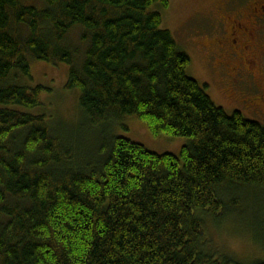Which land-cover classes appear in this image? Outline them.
Segmentation results:
<instances>
[{
    "label": "trees",
    "instance_id": "16d2710c",
    "mask_svg": "<svg viewBox=\"0 0 264 264\" xmlns=\"http://www.w3.org/2000/svg\"><path fill=\"white\" fill-rule=\"evenodd\" d=\"M169 8L0 0V264H264L260 248L262 258L231 256L208 233L246 219L264 236L246 195L264 192V126L228 115L189 77L190 57L163 29ZM35 63L68 66L65 90L101 128L84 157L76 127L42 112L50 90L30 88ZM125 118L189 144L153 154L114 136Z\"/></svg>",
    "mask_w": 264,
    "mask_h": 264
},
{
    "label": "rangeland",
    "instance_id": "374dc122",
    "mask_svg": "<svg viewBox=\"0 0 264 264\" xmlns=\"http://www.w3.org/2000/svg\"><path fill=\"white\" fill-rule=\"evenodd\" d=\"M168 1L170 2L169 10L161 11L163 29L171 32L179 48L190 57L189 77L196 80L201 87L208 86L209 97L215 105L222 108L228 115L240 112L247 121L257 122L264 126V100H261L262 102L257 100L259 97L264 98V70L259 71L262 68H255L254 73L256 72V74L253 76L258 81L255 87L251 84L253 76L245 74L242 78L244 83L241 84V88L244 92H248L252 99H255H253L254 104L232 100L227 91L229 83H225L216 64L215 67L209 66L208 46L204 48L213 40V36L211 37L206 25H210L217 9H234L233 11L237 9L240 11L249 6L251 0ZM255 50H257L255 53H262L264 47H258ZM214 52L216 53V51ZM68 71L69 67L65 65L52 66L45 63H35L32 66L33 81L28 82L31 83L30 88L43 86L50 90V92H45L42 95V101L45 103V107L41 108L42 112L63 128L76 127L73 132L77 136L76 144L74 143L77 152L80 153L82 149H86L84 151L88 153L90 148L98 146L101 128L92 127L86 116L80 114L77 92L65 90ZM247 82L250 87L246 85ZM73 132L65 131L66 134H69L71 143L73 142L71 137L75 136ZM90 132L94 137L90 135ZM113 132L115 137L142 145L149 152L158 155L179 156L182 149L189 144V141L184 138L154 137L147 126L135 118H125ZM81 156L84 157L82 152ZM246 192L248 196L257 195L259 212L264 215V192L259 189H253L252 193L250 190ZM250 218L248 217V219ZM247 224L246 219L242 223L237 220L224 219L220 224L210 223L208 233L215 244L230 253L231 256L242 259L244 257L262 258L260 249L264 251L263 232L253 228H251L252 232H248Z\"/></svg>",
    "mask_w": 264,
    "mask_h": 264
},
{
    "label": "flooded vegetation",
    "instance_id": "af4514ba",
    "mask_svg": "<svg viewBox=\"0 0 264 264\" xmlns=\"http://www.w3.org/2000/svg\"><path fill=\"white\" fill-rule=\"evenodd\" d=\"M233 10L217 9L208 27L213 40L204 48L208 46L209 66L215 67L216 64L225 83H229V97L254 104V98L242 90L241 84L244 83L242 78L245 74L255 75L257 67L262 68L259 71L264 70V51L255 53L256 48L264 47V0H251L243 10ZM252 80L251 84L255 87L258 81L255 76ZM246 85L250 87L248 82Z\"/></svg>",
    "mask_w": 264,
    "mask_h": 264
}]
</instances>
